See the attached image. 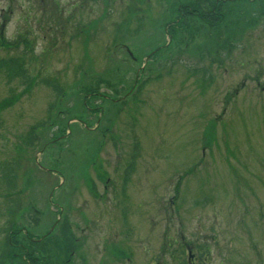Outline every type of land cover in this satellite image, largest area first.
Wrapping results in <instances>:
<instances>
[{"label": "rangeland", "instance_id": "1", "mask_svg": "<svg viewBox=\"0 0 264 264\" xmlns=\"http://www.w3.org/2000/svg\"><path fill=\"white\" fill-rule=\"evenodd\" d=\"M231 1L0 0V264H264V0Z\"/></svg>", "mask_w": 264, "mask_h": 264}, {"label": "trees", "instance_id": "2", "mask_svg": "<svg viewBox=\"0 0 264 264\" xmlns=\"http://www.w3.org/2000/svg\"><path fill=\"white\" fill-rule=\"evenodd\" d=\"M188 10V9H187ZM183 11V10H182ZM184 11H186L185 9H184ZM185 15H187V11L184 13ZM18 63H20V60H12V59H8V60H6V59H3V60H0V68H4V69H6L8 72H17V73H19V71H18V69L21 67ZM21 64V63H20ZM89 88V90L90 89H92L93 87H88ZM88 88H86V89H88ZM88 91V90H87ZM97 91L98 90H93V91H91L93 94H97ZM5 168H1L2 169V179L0 178V182L2 183L1 185H3V186H5V185H8V188L9 189H7V190H5L4 189V191H5V194H4V196H12L13 194H14V188H13V185H14V181H11V183H9L10 182V180H13L10 176H8V172L9 171H12L11 170V167L8 165V166H4ZM8 178H10V180L8 179ZM6 187V186H5ZM8 239H11V238H8ZM9 241V240H8ZM8 246H9V244H8ZM67 249H68V247H67ZM28 250L29 249H25V252H26V255H28L27 254V252H28ZM67 251V250H66ZM30 252V251H29ZM37 261L33 258V254H31V256H30V263L31 264H37L36 263Z\"/></svg>", "mask_w": 264, "mask_h": 264}, {"label": "flooded vegetation", "instance_id": "3", "mask_svg": "<svg viewBox=\"0 0 264 264\" xmlns=\"http://www.w3.org/2000/svg\"><path fill=\"white\" fill-rule=\"evenodd\" d=\"M214 1H215V5L216 6H219V5H222V3H225V0H214ZM234 1H236V0H234ZM231 2H233V0ZM205 5H206V7H204ZM200 6L202 8L201 10L207 9L210 6V2H207V3L200 2L199 3V7ZM218 9H221V8L219 7ZM192 13H197V12L196 11H192ZM191 264H200V263L198 261H195L194 263L192 262Z\"/></svg>", "mask_w": 264, "mask_h": 264}]
</instances>
